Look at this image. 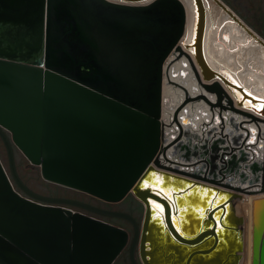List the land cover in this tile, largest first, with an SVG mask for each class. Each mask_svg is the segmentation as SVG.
I'll return each instance as SVG.
<instances>
[{
  "label": "water",
  "instance_id": "obj_1",
  "mask_svg": "<svg viewBox=\"0 0 264 264\" xmlns=\"http://www.w3.org/2000/svg\"><path fill=\"white\" fill-rule=\"evenodd\" d=\"M190 3L185 43L182 0H0V264H115L129 244L132 264H243L237 205L250 198L252 264H264V99L210 66V4L264 39L222 0ZM15 149L48 183L111 204L133 195L141 224L101 213L131 223L132 239L33 192Z\"/></svg>",
  "mask_w": 264,
  "mask_h": 264
},
{
  "label": "bare ground",
  "instance_id": "obj_2",
  "mask_svg": "<svg viewBox=\"0 0 264 264\" xmlns=\"http://www.w3.org/2000/svg\"><path fill=\"white\" fill-rule=\"evenodd\" d=\"M185 5L187 6L188 10V32L187 37L191 34L190 40L186 38L185 43L191 41L193 35H194V27H195V14L193 12V6L190 3V0H182ZM215 15L219 17V20L216 22ZM231 19L227 17L224 12L214 3L210 4V10L207 11V25H206V34H205V41H204V52L205 56L210 64V66L215 70L227 77L230 81L235 83L236 85H239L242 90H244L246 93L252 95L253 97L257 99H264V50L257 48V45L252 42V40L244 35L242 30L235 25L234 23L229 22ZM221 22L224 27L223 29H219V23ZM216 34V38H214V33ZM213 33V34H212ZM219 35V36H218ZM222 37L223 42L227 44L228 46L232 45L234 46L236 43L237 48L240 46H246V50H250V54L252 57L256 58L259 61V65H257L255 68L253 65L249 68L246 67L244 69L245 62L242 61V63H233L235 59V52L238 50L237 48H231L224 46L220 38ZM246 39V43L242 44V39ZM213 42V43H212ZM234 44V45H233ZM234 50V51H233ZM192 58L193 57V51L188 49L185 50ZM226 54V55H225ZM231 59L229 60L230 55ZM250 55V56H251ZM234 58V59H233ZM240 57L237 58V60ZM231 62V63H230ZM242 67H236L238 66ZM246 65V64H245ZM183 69L182 64L179 65V72ZM184 71H186L184 69ZM182 82V84H186L187 88H189L192 91V86L195 85L190 78H187L186 80H183L180 78L179 80ZM234 97L237 100H240L242 98L240 91L235 93L232 92ZM175 98L176 95H175ZM247 106H250L249 103H247ZM193 110V109H192ZM161 186V184H159ZM143 188L144 184H143ZM148 189L150 188L147 187ZM168 193V192H167ZM170 196V194H168ZM171 197V196H170ZM245 203V202H244ZM243 204L244 206H241L244 213L246 215L250 214L251 210L249 206L246 204ZM157 204H152L151 207L153 209L154 218L158 216L160 213V210L156 208Z\"/></svg>",
  "mask_w": 264,
  "mask_h": 264
},
{
  "label": "rangeland",
  "instance_id": "obj_3",
  "mask_svg": "<svg viewBox=\"0 0 264 264\" xmlns=\"http://www.w3.org/2000/svg\"><path fill=\"white\" fill-rule=\"evenodd\" d=\"M227 6H229L248 26H250L255 32L264 34V0H222ZM16 163L18 172L23 181L32 188L35 192L40 194H61L78 197L81 192L64 188L55 184L44 181L41 175V169L39 167L32 166L26 157L18 150L15 149ZM0 159L5 166L7 172H9V162L6 147L0 138ZM255 198H250L249 202H245L249 206L251 212L246 215L241 206L237 205V210L240 216L246 218L245 226V251L243 264H252L253 244V219L252 208ZM127 204H132L133 207L138 209L136 211V217L140 221V224L144 218L143 205L133 196L129 195L123 202L113 204L114 209H123ZM118 226L126 228L127 223L125 221H118ZM124 258V257H123ZM124 260V259H123ZM125 261V260H124Z\"/></svg>",
  "mask_w": 264,
  "mask_h": 264
},
{
  "label": "flooded vegetation",
  "instance_id": "obj_4",
  "mask_svg": "<svg viewBox=\"0 0 264 264\" xmlns=\"http://www.w3.org/2000/svg\"><path fill=\"white\" fill-rule=\"evenodd\" d=\"M213 33L215 34V32H213ZM227 55H230V54H227ZM237 58L238 57L235 55V59L233 58L234 59L233 63L239 64V63H242V61H244L242 58H240L238 61ZM230 59H231V55L229 57V60ZM249 62L252 64H255L256 66L260 64L259 61L256 58H254V62H252V61H246L245 62L246 65L244 64V69L246 67H249ZM236 67H239V65ZM239 68H242V67H239ZM30 189L33 192H35L32 188H30ZM35 193L40 195V196L46 197V198H54V199L64 200L67 203H69V206H65V207L70 209L74 213H80L86 217H90V218H93L97 221H102V222H105V223H108V224H111V225H114L117 227H119L118 221H125V220L108 217V216L103 215L101 213L102 212H115V213L129 214V215L133 216L140 223V221L138 220V218L136 217V214H135L136 211H138V209L133 207L132 204H127L125 206V208L118 210V209H114L112 207L113 204L101 201L95 197H92V196L84 194V193H81V195H79L78 197H73V196H69V195L54 194V193L53 194H40L37 192H35ZM125 222L127 223V227L124 229L129 232L131 239H132L133 234H134V227L128 221H125ZM130 247H131V244H129V246L125 249L123 254L117 259L115 264H132L131 258H130ZM137 264H142L138 256H137Z\"/></svg>",
  "mask_w": 264,
  "mask_h": 264
},
{
  "label": "crops",
  "instance_id": "obj_5",
  "mask_svg": "<svg viewBox=\"0 0 264 264\" xmlns=\"http://www.w3.org/2000/svg\"><path fill=\"white\" fill-rule=\"evenodd\" d=\"M215 20H216V22L219 20V17L218 16H216L215 15ZM219 23V29L221 30V29H223V27H224V25L221 23V22H218ZM250 27V26H249ZM262 39H264V34L263 33H260V32H256ZM219 36V35H218ZM214 38H216V34H214ZM218 38H220V40L223 42V39H222V37L220 36V37H218ZM246 39L247 38H245V39H242V41H241V43L242 44H245L246 43ZM224 46H226V48L227 47H231V48H237V46H236V43H235V45L234 46H232V45H230V46H228L227 44H225L224 42L222 43ZM246 46H240L239 48H237L238 50H236V52H235V54L234 55H236L237 57H240V58H242L243 60H244V62H246V61H252V62H254V57H252V55L250 54V50H246ZM234 51V50H233ZM251 55V56H250ZM239 58V59H240ZM239 59H238V61H239ZM253 65V67L255 68L256 67V65L255 64H252V63H250L249 62V68L251 67Z\"/></svg>",
  "mask_w": 264,
  "mask_h": 264
},
{
  "label": "snow or ice",
  "instance_id": "obj_6",
  "mask_svg": "<svg viewBox=\"0 0 264 264\" xmlns=\"http://www.w3.org/2000/svg\"><path fill=\"white\" fill-rule=\"evenodd\" d=\"M253 107L256 108V109H262V108H264V103H260V104L254 105ZM152 177H153L156 185H159L160 183H162V178L157 176L155 173L152 174ZM149 186H150V183H149V181L146 180L144 182V187L147 188ZM165 198H169L170 199V196H168L167 192H165ZM156 208L159 209L161 212L163 211L162 206L159 205V204L156 205Z\"/></svg>",
  "mask_w": 264,
  "mask_h": 264
}]
</instances>
